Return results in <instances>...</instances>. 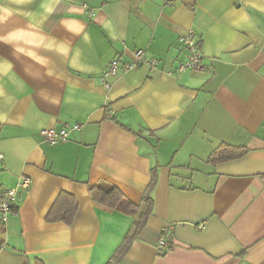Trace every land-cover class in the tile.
<instances>
[{
    "label": "crops",
    "instance_id": "crops-1",
    "mask_svg": "<svg viewBox=\"0 0 264 264\" xmlns=\"http://www.w3.org/2000/svg\"><path fill=\"white\" fill-rule=\"evenodd\" d=\"M190 31L202 66L180 71ZM137 49L157 65L101 81ZM224 143L248 151L211 161ZM0 153V187L31 178L0 264H264V0H0ZM99 182L137 214L95 201ZM63 192L74 216L49 221Z\"/></svg>",
    "mask_w": 264,
    "mask_h": 264
},
{
    "label": "built area",
    "instance_id": "built-area-1",
    "mask_svg": "<svg viewBox=\"0 0 264 264\" xmlns=\"http://www.w3.org/2000/svg\"><path fill=\"white\" fill-rule=\"evenodd\" d=\"M165 2H170L172 0H164ZM181 41L188 47V57L185 62L179 64L178 69L180 71L186 70L188 68L196 69L202 66L203 52L199 44V40L194 31L188 32L186 35L181 37ZM135 60L129 62H121L120 59H114L103 72L100 77L103 83H106V78L112 73L118 72L120 69L124 71L131 70L142 63H149L151 66L157 65L156 59H151L146 56L145 50L137 49L134 52ZM79 128L78 124H72L69 127L56 129V128H43L41 134L44 136L45 140L51 144H55L64 141L68 138L71 130H76ZM4 161L3 154L0 153V164ZM31 185V178L28 176H21L19 183L13 187H0V227L5 225L10 215L16 213L15 209V199L19 188L28 189ZM164 241L159 244V250H161L164 245Z\"/></svg>",
    "mask_w": 264,
    "mask_h": 264
},
{
    "label": "trees",
    "instance_id": "trees-1",
    "mask_svg": "<svg viewBox=\"0 0 264 264\" xmlns=\"http://www.w3.org/2000/svg\"><path fill=\"white\" fill-rule=\"evenodd\" d=\"M247 151L248 150L244 147H236L224 143L220 144L216 149H214L211 152L209 158L213 162L226 161L240 157ZM154 184L155 178L152 179L149 189L145 194V199L149 200L150 202L149 208L143 211L138 220L135 221L134 232L126 237L128 241H131L133 237H135V235L140 231L146 222L145 220L147 216L151 212L152 197L149 193V190ZM90 193L95 201L109 208L124 212L129 215L137 214L138 206L135 203L127 200L123 192L114 184L108 182H99L90 188ZM77 206L78 203L76 199L71 194L63 192L47 215V219L49 221L64 219L67 222H71Z\"/></svg>",
    "mask_w": 264,
    "mask_h": 264
}]
</instances>
